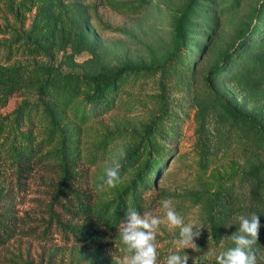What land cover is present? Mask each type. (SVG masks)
<instances>
[{"label": "rangeland", "instance_id": "374dc122", "mask_svg": "<svg viewBox=\"0 0 264 264\" xmlns=\"http://www.w3.org/2000/svg\"><path fill=\"white\" fill-rule=\"evenodd\" d=\"M260 1L0 0V66L82 77L128 68L108 93L110 107L87 116L34 88L21 86L0 97V264H122L131 255L117 232L122 220L108 228L72 207L76 200L71 192L58 193L60 172L53 160L38 159L37 154L19 169L12 146L43 141L42 151H46L65 135L75 153L70 162L76 170L71 185L94 208L126 184L133 163L142 162L148 148L135 162L124 165L115 187L103 183L105 168L113 160L121 164L145 125L165 108L168 111L151 138L153 155L160 161L150 184L142 189L140 212L150 210L165 221L157 234L158 264L177 247L179 232L167 224L163 199L172 201L185 223L202 226L196 239L201 251L185 249L187 253L180 255L189 254L188 264H216V255L233 246L232 231L212 232L210 198L221 185L237 191L241 175L251 166L244 147L253 135L245 131L244 136L220 145L207 114L234 104L244 110L264 104V60L242 70L244 57L225 55L254 20ZM177 22L182 39L176 35ZM177 44L188 56V79L163 87L159 72L151 76L141 67L160 64ZM45 105L60 127L47 141L51 123ZM67 198L74 204L69 205ZM255 213L261 222L255 247L259 264H264V201ZM90 218L86 227L97 233L94 239L74 230Z\"/></svg>", "mask_w": 264, "mask_h": 264}, {"label": "trees", "instance_id": "16d2710c", "mask_svg": "<svg viewBox=\"0 0 264 264\" xmlns=\"http://www.w3.org/2000/svg\"><path fill=\"white\" fill-rule=\"evenodd\" d=\"M253 13L254 20L245 26L237 43L232 50L225 54L226 57H231L234 54L244 57V62L241 64L242 70L253 69L264 60V0L260 1ZM175 26L178 39H182L179 22ZM220 67L219 65L214 69ZM141 68L143 72L146 71L151 76H156L159 72L158 81L161 86L164 87L165 83H171L175 86L177 82H186L188 79L186 76L189 72L188 56L182 51L181 45L177 44L175 50L160 64L155 67L144 66ZM127 69V67H119L107 72L101 71L92 76L82 77L58 71L44 73L39 68H24L20 65L0 66V97L11 94L21 86L27 89L34 88L36 92L46 98H50L63 106H73L76 112L80 111L81 116H87L110 107L108 93L113 89L116 78L125 74ZM174 78L175 81H173ZM44 110L46 115L50 117L51 123L48 128L49 133L45 137L47 141L54 138L55 134L53 133L60 127L52 109L45 105ZM167 111L168 108H165L147 123L144 131L140 133L138 143L126 151V155L120 164V173L126 163L135 162L137 156L145 148H148L147 152L144 153L143 161L133 163L126 184L117 190L112 198L103 201L94 208L89 203L84 202L81 198L83 193L71 185L72 181L75 180L76 170L70 162L75 153L66 144L65 135L60 137L58 145L46 151H42L43 141L35 144L30 141L18 147L13 145L12 157L19 169H22L23 164L37 154L38 159L53 160L60 172L57 184L58 193L63 189L71 192L72 197L76 200L72 207L78 208L82 213H89L108 228L115 227L123 219L125 211L129 207L140 211L144 206L142 189L150 184L151 175L154 174L155 166L160 161L157 154L153 155L155 144L151 138L158 131V123ZM207 117L209 120H213L212 126L216 135H219V141L222 142L220 145L226 144L227 140L230 142L236 136H244L245 131H250L253 135L251 139H246L244 147L245 154L252 160L251 166L241 175L237 191L229 186L221 185L216 188L214 195L210 198L209 223L212 232L214 234L234 232L236 230L235 225L238 226L236 217L239 214L248 215L256 212L264 201V104L255 106L252 110H244L236 104L229 106L226 111L213 108ZM201 128H206V117L204 116L201 120ZM157 146L160 147L159 144ZM67 200L69 205L74 204L69 198ZM90 222H92V218L74 230H77L81 236L94 239L97 233L90 226L86 227ZM229 224L233 225L227 227L226 225Z\"/></svg>", "mask_w": 264, "mask_h": 264}, {"label": "clouds", "instance_id": "9594fccd", "mask_svg": "<svg viewBox=\"0 0 264 264\" xmlns=\"http://www.w3.org/2000/svg\"><path fill=\"white\" fill-rule=\"evenodd\" d=\"M119 179L120 164L117 160H113L112 166L105 168L102 180L108 187H115ZM161 204L165 210L167 224L179 230L177 247L169 251L163 264H188L189 254L182 256L180 252L185 249H191L197 253L201 251L196 239L201 235L202 226H197L193 222L185 223L172 207L170 199H163ZM236 221L238 226L235 225L236 230L230 234L233 246L216 255V264H259L258 250L255 245L260 236V215L255 212L248 215L239 214ZM164 222L150 210L140 212L129 207L117 227L122 244L131 253L123 258L122 264H158L157 234Z\"/></svg>", "mask_w": 264, "mask_h": 264}]
</instances>
